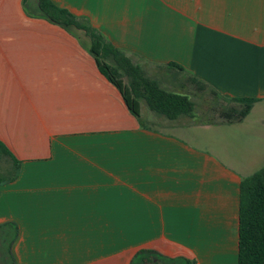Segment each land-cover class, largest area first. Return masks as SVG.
Returning <instances> with one entry per match:
<instances>
[{"label": "crops", "instance_id": "0c3cea01", "mask_svg": "<svg viewBox=\"0 0 264 264\" xmlns=\"http://www.w3.org/2000/svg\"><path fill=\"white\" fill-rule=\"evenodd\" d=\"M52 1L153 77L176 63L231 102L221 108L256 101L235 122L168 119L145 101L137 117L82 29L49 21L38 0H0L13 264H131L149 250L159 264H238L241 182L264 166V0Z\"/></svg>", "mask_w": 264, "mask_h": 264}, {"label": "trees", "instance_id": "16d2710c", "mask_svg": "<svg viewBox=\"0 0 264 264\" xmlns=\"http://www.w3.org/2000/svg\"><path fill=\"white\" fill-rule=\"evenodd\" d=\"M38 4L49 21L63 27L75 26L91 38L90 51L99 70L120 90L129 110L135 116L141 115V101H145L152 111L168 119L194 116L196 103L188 94L168 90L158 79L149 76L141 65L110 44L85 19L57 6L52 0H38ZM167 69L180 71L183 67L170 63ZM125 77L128 78V82L125 81ZM186 81L200 92L208 87L192 76H188ZM210 93L213 96L217 95L213 90H210ZM233 100L238 106L227 105L219 112L220 117L229 122L242 121L251 111L256 98L243 97ZM5 155L11 156L0 141V158ZM0 233V261L3 264H13L11 245L16 237L17 228L13 224H5L0 226ZM140 258L141 262H138ZM157 258L155 251H142L133 258L131 264H159ZM238 264H264V166L244 177L241 182Z\"/></svg>", "mask_w": 264, "mask_h": 264}, {"label": "rangeland", "instance_id": "374dc122", "mask_svg": "<svg viewBox=\"0 0 264 264\" xmlns=\"http://www.w3.org/2000/svg\"><path fill=\"white\" fill-rule=\"evenodd\" d=\"M158 72L159 73H156V77H153L148 73L147 74L153 78L158 79L168 90L188 94L189 97L196 103V108L194 111L195 115L201 116V118H205V116L206 118L207 116H209V118L211 119L219 118L221 107L218 103H231L228 100H221L219 97L213 96V94H211L209 90H205L202 92L196 90L192 84L186 81L187 75L183 73L181 74L178 71H176V73H172L173 71L169 72L167 70L161 69H158ZM124 79L126 82H128L127 77H125ZM144 104L146 107H149L148 105H146V103Z\"/></svg>", "mask_w": 264, "mask_h": 264}]
</instances>
